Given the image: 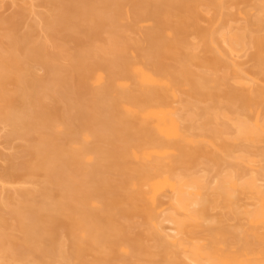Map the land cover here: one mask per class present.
Wrapping results in <instances>:
<instances>
[{
	"label": "rangeland",
	"instance_id": "374dc122",
	"mask_svg": "<svg viewBox=\"0 0 264 264\" xmlns=\"http://www.w3.org/2000/svg\"><path fill=\"white\" fill-rule=\"evenodd\" d=\"M89 1L96 6L97 12L108 11L113 8V6L110 8L103 7L104 5L96 0H88V3ZM121 1L120 15H117L115 22L107 21L106 24L104 23L102 27L99 26L100 28L94 32L93 29L97 25L93 18L94 14L91 13L83 23L84 31L79 28L80 30L72 32L74 35H68L66 34L68 31L65 33L62 27L57 26L58 23H55L56 25L52 23L56 19L55 15L57 13L55 12L60 9L58 6L62 5L60 0H0V18L5 20L13 19L12 21L16 22L0 21V48L2 53H7L9 49L14 50L17 57L19 56L25 62L20 71L25 80L33 77L39 79L35 80L34 78V81L31 80L32 84L25 86V81H22L24 84L21 82V85L17 80H14V82L12 79L8 80L10 78H7V81H4L5 84H2L4 88L0 86V95H2L0 96V102H2L4 95L15 96L13 91L16 94L19 92L20 95L25 91V93H29V96H31V93H34L32 94L34 96H42L51 112L54 109V105L73 108L80 100L91 102L93 97L88 91L90 89L96 90L103 86V82L107 79L106 69H98L93 74L88 81L89 90H85L80 86H72L71 83L65 85L59 77L64 74V70L67 71L72 58L79 51H85L92 60H103L108 57L99 51L100 47L103 44L107 45L109 33L111 34L110 30L118 28L120 31L119 36H121L119 38L122 39V41L119 39V42H124L125 45L126 42L128 43L126 45L128 47L123 53H126L133 63V67L155 73L156 77L161 79L162 83L156 85L155 88L166 94L169 102L167 108L172 110V114L177 118L181 130L186 136L192 138V141H187L188 139H184L175 132L160 131L157 128L156 121L153 118H145L142 113L140 118L149 121L159 136L163 140L168 141V144L164 146L145 144L147 134L131 128V136L130 138L127 137L129 140L121 138L116 141L118 144L123 145L127 144V141L130 143L129 163L125 164L126 166H107L110 164V153L108 151L93 152V147H91L97 144L101 147L109 145V142L104 137L102 139L96 133L98 128L103 129L105 126L101 120L103 116L101 117L99 113L97 114L100 118L95 123L90 122L89 124L81 125L79 121H74L72 128L64 121V116L61 117V114L53 111L54 113L51 114L48 122L43 123L40 120L36 124L34 131V127L32 128L31 133L29 132L31 128L28 129V127L14 133L12 131L14 129L13 126L7 123L4 117L0 116V118L2 117L0 119V207L3 210L7 209L6 205L8 204L16 205L21 202L23 199L20 195L21 190L27 193L38 189L42 190V188L49 191L55 189V195L59 197L63 192H71L68 191L70 187H68V190L62 189L59 192L60 187L58 188L54 183L49 182L51 179L48 180L45 173L46 166L43 165L46 160L41 161L43 164L41 163L40 168L35 167L31 171H27L22 166L20 167L23 161L25 164L29 163H26V160L32 161L33 166L34 159L32 160L31 154L28 153L30 152L29 148L27 152V147L30 144L38 142L42 144L40 141L44 139L46 141L47 138L52 136L59 144L64 145L65 154H68L66 157L71 156L75 152L83 154L84 151L82 152L81 150H85V147H91V151H87L90 148L83 155H79L81 156V163L86 169L100 162L102 169L107 170L108 177L115 181L118 180L121 173L130 171L132 179L130 178L131 180H129L127 187L129 191H127L132 193L138 189L142 190L144 202L149 208H152L150 196L153 194L157 206L155 209L152 208L153 215L151 214L149 218L140 212L142 211L140 208H138L140 211L134 209L135 213L131 211L130 214H126L124 213L127 211L124 210L126 209L123 205L124 202H121L122 204L119 203V205L109 206L107 197L103 196L104 198H102L95 193L96 191L94 192L95 195L91 191V198L88 201L89 208L109 214L112 219L114 218L115 221L113 220L110 233L114 234L116 232L117 236L114 239H117V242L114 240L111 245L102 240L87 246L80 242L89 232L83 224H73L74 222H79L80 205L82 203V200L80 201L76 197L75 199L73 198L74 208L71 209L70 217L67 218L64 213V215L60 214V217L66 221L55 223L50 229V233H47V235L52 236V241L35 239L33 244L27 246L29 248L25 247L24 254L20 259L7 258L14 264H32V262L36 264L38 254L36 250H38V247L42 248L41 250L51 247L49 249L51 251L47 250L41 255L43 264H60L61 262L65 264H218L210 261L208 257L196 258L192 250L195 249L196 245L205 247L206 249L204 250H242L248 240L257 242L259 246L257 249L264 250V238L258 239L257 237L264 230L261 227L254 228L242 213L238 214L237 211H234L233 205L236 203L231 208L224 203L223 199H220V197L218 199V195H216L218 204H216L214 209H211L212 217L215 216L216 220L212 219L210 221L208 219V221L206 219L203 223H200V225L207 224L209 226V229H205L199 226V221L192 218L190 212L182 207L178 200L180 180L193 179L199 176H205L211 187L220 183L230 173L241 174L243 179H248L253 173H257L259 182L264 185V139L249 140L240 137L236 125L239 115L234 112L237 110L240 113H245L250 116L251 122L254 121L259 113L261 120H264V74L260 71L257 65L258 62L253 58L257 48L248 41L245 47L234 51L231 50L223 38V33L230 29L236 31L245 30L249 36L263 35L264 11H260L256 6L263 0H216L215 5L210 4L209 0H194L198 14L194 18H189L188 21L187 18L183 17L184 7L171 6L169 10L167 9L163 17L166 20L164 19V23L160 26L164 37L173 42V47H177L176 50L185 54L188 53L189 56H186L185 62L188 61L191 69L196 74L207 73L209 75L200 84L204 89L201 90L200 88L193 93L190 90L191 86L187 78L182 77L179 81H176L172 76V73L174 75L175 72L173 70L170 72L171 69L180 70L183 61L182 54L176 55L173 51L174 53H163L158 57L154 55L162 64L169 66L167 69L170 73L168 70L163 73L155 72L156 69L152 60H150L152 58H147L151 54L147 51H152V48L148 44L146 33L157 28L158 22L149 13H143L142 8L133 4L132 0ZM143 1L151 3L156 0ZM136 7L138 8L136 9ZM52 17H55V19ZM46 18L53 20L48 22ZM180 20L186 21L181 24L182 30L180 31V28L177 31L175 26L179 24ZM257 20L260 23H257ZM194 23L214 32L212 39L210 38L211 40H209V51L203 47L202 36L194 28ZM85 28H87L86 31L93 28L92 33L96 34L93 35L86 32ZM179 31L180 34H183L182 42H177L178 40L174 39ZM24 33H28L30 45H33L32 43L45 44L47 52L34 50L36 55L34 52L30 58H26L20 48L18 50L15 49L20 44L18 41L20 40L19 36ZM51 53L53 55H50ZM211 53H215L220 61L216 62V64L208 65L206 64L207 61L206 63L204 61L205 59L209 60ZM55 54L56 57H53ZM261 55L264 61V49L261 51ZM234 71H237V73ZM99 74L104 76L103 81L97 79ZM44 78H47V80L49 78L50 81L44 82ZM52 78H55L56 81H52ZM23 85L25 88L22 87ZM140 86L138 75L133 71L131 77L119 78L118 84L108 94L110 97H116L124 89H133L136 93L138 92L137 87L140 88ZM26 87L28 88L26 89ZM230 87L235 88L238 92H241V90L251 91L254 88H262L263 91L257 96L256 102L249 106L247 105L246 108H243L245 107L244 105L230 108L227 103V92ZM52 90H57V92L52 94ZM200 91H204V93ZM11 92L13 93L12 95ZM25 95L23 94L24 97H28V95ZM193 102L195 103L194 106L190 105ZM1 105L3 104L0 103ZM126 106H129V104H126ZM126 112V109L122 110L123 114H127ZM216 126H219L224 132L222 139L216 140L210 134L209 130L216 128ZM70 127L72 128L70 134L72 138L68 139L66 133ZM136 144L140 148H136ZM37 160L35 161L38 163L39 161ZM156 161L159 163V174L153 180V182H157L154 188L152 183L140 181L135 170L141 165H151ZM82 165L80 164L81 167ZM35 166H38V164ZM55 177L53 179L56 181L57 178ZM89 180L88 182L92 181L91 179ZM93 182L95 183V179ZM97 184L99 185V183ZM97 184H90L93 191L94 186H98ZM63 188L66 189V187ZM74 192L72 190L70 194L73 196ZM203 193H207V196L212 197L210 189H204ZM9 194L12 196L11 199H8ZM78 196H80V193ZM244 196L243 194L242 200L237 203L239 205L236 204V206L240 207H238V210L243 209L245 206H252V204L248 203V197L244 198ZM251 199L250 201H252ZM142 202H140V205ZM77 204L80 205L78 206ZM68 211L70 210L68 209ZM8 214L7 212L5 213L8 225L7 227L0 226V234L2 230L7 234H11L13 245L18 246V244L24 243L25 236L17 227H14V220ZM173 217L178 221L186 222L189 229L187 227L186 229L179 228ZM116 223L118 224V230L123 226V228L126 227L127 235L130 233L128 236L125 235L127 238H123L122 236L124 235L119 233L117 227H115ZM134 234L137 236H134ZM130 235H133L134 238L138 237L136 243L141 245L142 248H139L136 244L132 245L131 241H128ZM131 245L135 247L133 248ZM136 247L141 252L137 251L138 248ZM76 248H81L82 254H74L72 251L76 250ZM143 250H145L144 253H142ZM134 251L137 252L136 255ZM63 252L64 254H69L66 255L68 257L65 260L61 256ZM104 253L106 258L103 256ZM7 258L5 259L8 260ZM97 258H100L101 261L97 260ZM0 260L2 261V258ZM4 263L7 264V261Z\"/></svg>",
	"mask_w": 264,
	"mask_h": 264
},
{
	"label": "bare ground",
	"instance_id": "6f19581e",
	"mask_svg": "<svg viewBox=\"0 0 264 264\" xmlns=\"http://www.w3.org/2000/svg\"><path fill=\"white\" fill-rule=\"evenodd\" d=\"M96 1L104 5L103 7L110 8L111 6H113V8L108 11L97 12L95 8L96 6L90 1L88 3V0L87 1L60 0L62 5L58 6L60 7V9H57V12H55L57 13V15H55L56 19L55 17H52L55 19V20L52 19L53 21L51 19H47V18L46 19L48 20V22L52 21L53 24L58 23L57 26L62 27L65 30V31L63 30V32L66 33V31H68L66 34L74 35V33L72 32L77 31L79 28L84 31L83 23L86 20V18L91 13H93L94 14L93 18L95 19V23L97 25V26L95 25L96 28L94 29L90 28L87 31H86L87 28H85L86 32L93 34L92 33L93 30L94 32H96L97 31L96 29L102 27V25H104V23L106 24L107 21H112V23L115 22V18L117 17V15L118 14L120 15L121 4H122L121 0H96ZM132 1L133 4L142 8L143 13L145 12L149 13L150 15L155 17V19L158 22L157 28L151 30L150 32L148 31L146 33L148 44L152 48V51L150 50L147 51L149 54L151 53L150 57L149 55L146 56L147 58H152L150 60H152V63L156 69L155 72L158 73L167 72L168 70L167 68L169 67L164 63L162 64L159 59H156V57H158L163 53L171 54L175 52L176 55L182 54V59H183L182 66H180L181 67L180 70L171 69L170 72L172 70L175 72L174 75L172 73V76L176 81H179L180 78L182 77L187 78L188 82L190 83L191 86L190 90L192 93L198 91V89L200 88L201 90H203L204 88H202L200 84H202V82L209 75L207 73L196 74L191 69L188 61L185 62L186 56H189L188 53L185 54L179 50H176L177 47L176 46H175L176 48L173 47L174 46L173 42L169 41L164 37L162 30L160 28L161 24L164 23L163 21L165 19L163 18L164 13L167 12V9L169 10V7L171 6L184 7L185 12L183 17H185V19L187 18V21L189 20V18L191 19L197 16L198 10L194 0H156V1H152L151 3L150 2L145 3L143 0H132ZM209 2L212 5L216 4V0H209ZM256 6L260 11H264V0L256 4ZM138 7H136V9ZM93 10H95L96 13H94L95 11ZM12 20L13 19L5 20L4 18H0V21H4L8 23L10 22L16 23L15 21ZM185 21L186 20H180L178 22L179 24L175 26L176 27L175 29L178 31L181 28L180 29L181 31L182 30L181 24L184 23ZM257 23H260L259 20H257ZM194 28L202 36L203 47L206 48L207 51H209L210 50V48L208 49L209 40L212 39L213 37L212 34L214 32L212 30H207L206 28L204 29L195 23H194ZM110 31L111 34L109 33L108 36L109 41L106 42L107 45L103 44L99 50L102 54L108 57H106L103 60H92L90 59V55L87 54L85 51L82 52L79 51L76 54V56L72 58V62L70 63L67 71L64 70V74H61L59 77V79L65 85L71 83L72 86L75 87L80 86L85 90H89L88 81L93 76V74L98 69H102V68L106 69L107 79H105V81L103 82L104 83L103 86H101L99 89L96 90L90 89L88 91V93L92 94L93 97L92 101L87 102L84 100H80L75 106H73V108L72 107L65 108L64 106L54 105V109L52 108L53 110L51 112V109L47 107V105L44 102V98H42V96L32 95L34 93H31V96H29V93L27 94L25 93V91L22 92L20 95L19 92L18 94H16L13 91L15 96L12 95L13 93L11 92L12 96L4 95V97H2V102L0 103H2L3 105H1L2 107L0 106V116L4 117L7 123H10L13 126L14 129L12 131H14V133L19 132L20 129L23 130L25 127L26 128L28 127V129L31 128L29 130V132L31 133L32 128L34 127L33 128L34 131L36 128V124L39 123L40 120H41L40 122L43 123L48 122L49 117L51 116L52 113H54L53 111H55L57 114H61V117L64 116V121L67 123L68 126L70 125L72 128H73L72 123L74 121H79L81 125L89 124L90 122L95 123L100 118V116L97 114L99 113L101 117L103 116L101 120L103 122L102 124H104L105 126L103 129L98 128L96 130L97 131L96 133L100 138L103 139L104 137V139L109 142V143L107 142L109 145L107 147H101L99 146V144H97L98 146L97 145L91 146L93 147V150L91 147H90L91 149L85 147V150H81V151L82 152L84 151V153L86 152L87 149H90L87 151L92 150L93 152L108 151V153H110L109 155L111 156H109L110 162L108 161L110 164H108L107 166H112V165L126 166L129 163L128 154L130 152V148H129L130 143H128L127 141V144L123 145V144H118L116 141L121 138L123 139L126 138L125 140L130 138L131 128H135L138 132H145L147 134L145 139L146 140L145 144H150L152 146H164L168 144V141L163 140L159 136V134L154 130L153 126L149 121L140 118L142 113L145 118H153L156 121L157 128L160 131L169 132V133L175 132L184 139H188L187 141H190L192 139L184 134V132L180 128L177 118L172 114V110L167 108L169 106V102L166 94L163 91L155 88L156 85H160L162 83L161 79H158L155 73L147 72L142 68L133 67L132 65L133 63L130 61L126 53L125 54L123 53L126 51V47H128L126 45L128 43L126 42L125 45L124 42L121 43L119 42L121 36H119L120 31L118 28L117 29L113 28V30ZM180 31L178 32L179 34L177 33L174 38L176 39V41L178 40L177 42H182L183 39L182 38L183 34L182 33L180 34ZM24 34L19 36L20 40L18 41L20 44H18L19 45V46L17 45L18 48L16 47L15 49L18 50L20 48L21 52L23 53V55H25L26 58H30L35 51L47 52V47H45L46 46L45 44L32 43L33 45H30L29 43L30 39L28 33H24ZM223 38L228 43L231 50L234 51L239 50L241 47H245L248 41H250L253 45H255V47L257 48V52L253 54V58H255V60L258 62L257 65L260 71L264 74V61L261 55V51L264 49V34L249 36L248 32L245 30L236 31L230 29L227 32L223 33ZM120 40L122 41V39ZM50 55H53V53H51ZM87 55H89L88 56L89 58L87 57ZM154 55H156V57ZM211 55L209 60L206 59L205 61L203 60L205 63L207 61L206 64L213 65L216 64V62L220 61L219 57L216 56L215 53H211ZM53 57H56V54ZM23 63L25 62L19 56L17 57L16 53H14V50L12 51L9 49L7 53H2V50L0 48V86L3 87V85L5 84L4 81L5 80L7 81V78H10L8 80L12 79V81L17 80L19 83L25 81L24 82L25 84L22 82L25 86H28V84L30 83L32 84L34 78L35 80L38 79L36 77H33L32 79L25 80V78L22 76L20 72L21 68H23L24 66ZM25 68H27V66H25ZM133 71L137 73L141 85L140 88L137 87L138 92L135 93V90L133 89H127V90L124 89L123 91L118 93L119 94L118 96L110 97L108 93L110 92L111 89L115 87L116 84H118V79L124 77H131L133 75ZM234 72L237 73V71ZM97 79L103 81L104 76L102 74H99ZM43 81L44 82L50 81V79L48 78L47 80V78L46 79L44 78ZM52 81H56V79L52 78ZM24 85L22 87L25 88ZM27 88L28 87H26V89ZM262 91H263L262 88H254L251 91L241 90V92H238L235 88L230 87L229 91L227 92L228 94L227 103L230 108H234L237 105H241V106L244 105L245 107L243 108H246L247 105L249 106L250 104L256 102L257 96H259L262 93ZM53 92L55 94L57 90L56 91L52 90V94ZM200 92L204 93V91H200ZM23 94L28 95V97L26 95H25L26 97H24ZM49 95L51 94L49 93ZM21 96L23 97L21 98ZM126 104H129V106H126ZM194 104H195L194 102L190 103V105L192 106H194ZM123 109H126L127 114L122 113ZM234 112L238 113L239 115V118L236 120V125L238 127V132L240 137H244L249 140L264 139V120L263 121L261 120L259 113L257 114L254 121L251 122L252 120H250V116L246 115L245 113H240L237 110H235ZM71 127L69 128V130L70 129L71 130L70 131L68 130V132L66 133V137H68V139L72 138V135H70L72 131ZM209 131L210 134L214 138H216V140L222 139L224 132L219 126H216V128L210 129ZM42 141H40V143L42 144H39L38 142V143L30 144L27 147V149L28 148L30 149V152H28L29 149L27 150V152L31 154L32 160L34 159L33 166L31 163L32 161L30 162L29 160H26V163L27 162L29 163L25 164V162L23 161V163L21 162L23 165L21 164L20 167L22 166L27 171H31L32 168L35 167L40 168L41 163L43 164V162L41 161L46 160L44 161L45 163L43 164L46 166V169L44 168L45 166L41 168L45 169V173L47 175L48 180L51 179V181L49 182H51L52 184L54 183L56 186H58V188L60 187L58 190L59 192H61L60 190L62 189L68 190V187H70L71 189V190L69 189L68 191L71 192L69 193L63 192L59 197L55 195L56 193L55 189L49 191V190H45V188H42V190L38 189L36 191L27 192V193L26 191L21 190L20 195L24 199V200L22 199L23 201L21 200V202L16 205H9V204L6 205L7 206L6 210H3L0 207V226L7 227L8 220L6 219L5 216V213L7 212L10 214V217H12L14 220V224H13L14 227H17L21 232H23L25 236L24 243L22 242V244H24L25 246L24 245L21 246L22 244L20 245L18 244V246H14L13 245L14 242H12L11 234H7L6 232H3L4 230H2L3 234L2 232L0 234V254H1L0 259L2 258V261L0 260V262L2 263L0 264H5L4 262L6 261L7 264H12V263L14 264V262H10L9 259L11 258H15L14 260L20 259V257H22L24 254L23 251L25 247L33 244L35 239L36 240L44 239V241L46 240L52 241L53 240L52 236L47 235V233H50V229H52V226H54L55 223L66 221L65 219L60 217V214L62 215L64 213L67 218L70 217L71 214L70 212L72 211L71 209L74 208L73 198L75 199L76 197H78L80 201L82 200V203L81 205L79 204L80 205L79 222L78 223L74 222L73 224H77V225L83 224V226L89 232L90 236L89 234L85 235L86 237L80 241L82 244H85L86 246L102 240L111 245L114 243V240L115 242H117L116 241L117 239H114L117 236L116 232L114 233L115 235L113 233H110V231L112 230L110 228L112 227L114 218L112 219L111 215L109 214L107 215L100 211L92 210L89 208L88 201L91 198L90 194L92 192L94 195L95 193H97L102 198H104L103 196L107 197V199L109 200L107 204L109 206L116 204L119 205V203L124 202L123 205L124 207H126V209L124 210H127L124 213L126 214H130L131 211L135 213L137 210H139L138 208H140V210L142 211L140 210L139 211L142 214L144 213V216H147L149 218L151 217V214L153 215L152 208L155 209L157 207L155 202V197L153 194L150 196L152 208H149L148 205H146V203L144 202V193L142 190L138 189L132 193L128 192L129 190L127 187L130 182L129 180L132 179L131 178L132 174H130L131 173L130 171L129 172L124 171L123 173H121L120 177L116 181L111 180V178H109L107 175L106 172L107 170L102 169L100 162L86 169L85 167H83L80 160L81 156L79 155H81L82 153L79 154L75 152L71 156L66 157L68 154H65L66 149L64 145L59 144L56 141V139L53 138V136L47 138L46 141L45 139ZM212 143L214 144V142ZM137 145L138 144H136V148H140L138 147L139 145L138 146ZM140 146L142 147V145ZM97 154L99 155V153ZM35 160L39 161L40 163L39 162L37 163ZM35 162L38 164V166H35L37 165ZM30 163L31 165H29ZM80 164L82 165V167L80 166ZM158 166L159 163L157 161L153 162L151 165H146V164L141 165L139 166V168L135 170L137 171L136 175H138L140 181L144 183L150 182L152 183V186L155 188L157 182H153V180L159 174ZM10 175H12V173H10ZM54 176H56L55 178H57L56 181L55 179H53ZM89 179H91L92 181L88 182ZM94 179L96 184L99 183V185L97 184L99 187L95 185L93 191V189H91L92 186L90 184L93 185L95 184L93 182ZM63 187H66V189ZM179 188L180 190H179L178 200L180 205L186 208L190 212V216L192 218L199 221L198 224L202 228L204 227L205 229L207 228L209 229V226H207V224L200 225V223H203V221H205L206 219L207 220L210 219V221H212V219L216 220L215 216L212 217L211 209H214L216 207V204H218L216 200L218 201L219 197L220 199H223L226 205L232 208L233 204L235 203L237 204L242 200V195L244 194L245 195L244 198L245 197L246 198L248 197L250 199L252 198L251 199L252 201H250V199L247 198L248 203L252 204V206L251 207L245 206L243 209L238 210L239 206H236L235 204L233 205L234 211H237L238 214L242 213V215H244L249 220V222L254 228L261 227L264 230V185H262L259 182V176L257 173H253L248 179H243L241 174L239 175L235 173H230L226 175L224 179L220 181V183H218L217 185L216 184L212 185L211 187L205 176H199L187 180L182 179L179 182ZM204 189L206 190L210 189L212 192V197L207 196L208 195L207 193L204 194L203 193ZM72 190L75 191L73 196L72 194H70L72 193ZM78 191L81 197L78 196L79 194ZM216 195H218L217 196L218 199H216ZM11 198L12 196L11 194H9L8 199ZM140 202H142L141 205ZM67 208L70 211H68ZM134 209H136V211ZM173 220L177 222L179 228L186 229L187 227L186 222L178 221L174 217ZM117 225L118 224L116 223L115 227H117L118 230ZM123 227L118 231L119 233L124 235L122 237L125 238L126 237L125 235H127V230H125L126 227L125 228ZM187 229L189 228L187 227ZM135 235L136 234H134V236ZM134 236L130 235V238L131 237L133 238L130 239L128 237V241H131L132 245L136 244L140 248L141 245H138L136 243L138 237L134 238ZM257 237L258 239L264 238V232L258 234ZM89 240L92 242H90ZM257 247H259L257 245V242L248 240L245 247L242 250H216V249L204 250L206 249L205 247L201 245L200 246L196 245L195 249L192 250V253L196 258L208 257L210 261H213L214 263L216 262L218 264H264V256H263L264 250L257 249ZM81 248H76V250H73L72 252L76 255H80L82 254L81 253L82 250H80ZM139 248L137 251L141 252ZM41 249L42 248L38 247V250H36L38 252L36 258V264H43L41 255H43L45 251L51 249V247H47L46 249L44 248V250ZM64 252L62 253L63 255L61 256L65 260L68 257L66 255L69 254L68 253L64 254ZM134 252L136 255L137 252L136 251ZM144 252L145 250L142 251V253ZM105 253L103 256H105ZM5 258H7L8 260H6ZM104 258H106V256ZM98 259L99 261H101L100 258H97V260ZM62 263L63 262H61L60 264Z\"/></svg>",
	"mask_w": 264,
	"mask_h": 264
}]
</instances>
